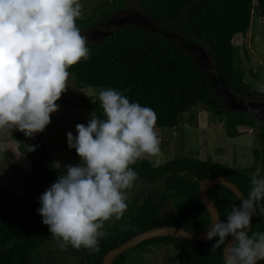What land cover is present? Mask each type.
<instances>
[{
	"label": "trees",
	"instance_id": "1",
	"mask_svg": "<svg viewBox=\"0 0 264 264\" xmlns=\"http://www.w3.org/2000/svg\"><path fill=\"white\" fill-rule=\"evenodd\" d=\"M136 1L141 11L161 30L204 45L211 54L214 73L225 85L237 92L264 98L260 87H253L244 79L245 69L237 63L238 45L234 42L237 34L249 28L254 6L262 15L264 33V0ZM124 3L125 0H104L98 7L105 14L121 9ZM98 21L99 18L93 19L89 15L77 19L76 24L79 29H86ZM86 46L89 58L68 69L79 88L105 87L122 92L130 102L152 108L157 114L158 127H175L182 121L185 111H190L189 118L195 120L196 126V111H191L196 104L205 107L211 118L223 122L228 137L238 136L241 133L239 126H259L263 146L259 160L261 165L264 164L263 123L258 121L253 111L227 107L214 93L209 73L171 35L127 22L96 40L86 42ZM87 105L91 114L105 118L98 95ZM10 137L16 142L19 152L29 158L30 169L25 179V194L0 184V264H101L107 250L147 228L167 224L192 231L208 228L213 217L199 193L202 179L222 175L235 183L246 198L251 188V177L264 178L237 166L191 155L168 159L157 168L152 167L150 158L140 159L130 167L137 176L150 183H159L160 187L142 196L128 194V207L122 218L114 223L111 220L104 223L101 231L106 235L98 241V252L71 247L64 260L56 243H53L48 226L42 223V216L37 212L41 207L38 198L59 175L64 174L63 169L52 166L57 160L43 138L24 137L18 129L13 130ZM32 146L38 147L29 151ZM206 190L217 206L220 220L226 222L232 207L239 206V197L228 185L219 182L211 183ZM260 208H264V199L252 216L250 237L257 232L264 233V212ZM228 238L211 253L218 237L193 240L177 234L153 236L119 252L110 264H127L129 253L134 248L172 244L182 251L183 264H224L223 248ZM9 244L12 246L8 247ZM67 257L71 259L70 263L65 262ZM257 264H264V260H258Z\"/></svg>",
	"mask_w": 264,
	"mask_h": 264
},
{
	"label": "clouds",
	"instance_id": "2",
	"mask_svg": "<svg viewBox=\"0 0 264 264\" xmlns=\"http://www.w3.org/2000/svg\"><path fill=\"white\" fill-rule=\"evenodd\" d=\"M81 16L79 0H0V129L16 128L28 137L45 130L67 88L68 69L89 58L87 38L76 24ZM98 98L105 118L92 113L87 125H76L75 137L66 133L81 163L65 165L66 174L38 198L42 223L62 249L71 245L98 252L104 223L121 219L127 210L125 190L138 175L130 166L146 158L154 168L163 162L152 108L112 88L102 89ZM52 166L61 168L58 161ZM262 199L264 178L253 175L248 196L232 207L226 222L208 227L205 239L218 237L211 253L229 236L235 240L225 250L224 264L264 260V233L250 237L246 231Z\"/></svg>",
	"mask_w": 264,
	"mask_h": 264
},
{
	"label": "rangeland",
	"instance_id": "3",
	"mask_svg": "<svg viewBox=\"0 0 264 264\" xmlns=\"http://www.w3.org/2000/svg\"><path fill=\"white\" fill-rule=\"evenodd\" d=\"M102 1L104 0H79L82 5L81 17L92 15L93 19L99 18V21L93 26L80 29L81 34L87 38L86 42L96 40L116 26L127 22L137 23L152 31L169 34L190 51L199 64L209 73L214 93L223 100L227 107L253 111L264 127V98L250 93L237 92L225 85L214 73L211 54L204 45L195 41H186L179 34L161 30L153 19L141 11L136 0H125L121 9L110 10L105 14H102L98 7ZM262 22V15L254 6L249 28L245 32L237 34L234 37V42L238 45L237 63L245 69L244 79L253 87H260L259 89L264 91V33ZM102 89L107 88H79L74 76L69 73L67 88L60 99L56 101L60 105L62 104L64 111L50 114L51 122L45 130L33 135L45 140L52 156L61 164L64 174L67 171L65 165L75 166L81 163L75 149H69L66 133L72 132L75 137L77 135L76 125H87L91 118V111L87 104ZM65 107L68 112L65 111ZM191 111H196L197 121L200 120L201 127L198 126V122L195 126V120L189 118L190 111H185L182 121L173 128L156 126L155 131L161 141L160 147L164 154L163 162L175 157L191 155L198 159H212L237 166L250 174L264 176V164L261 165L259 160L263 147L259 126L253 127L252 131H249V127H245L248 131H242L235 137H228L223 122L211 118L210 112L205 107L196 104ZM52 128L55 130L54 132ZM15 129H0V184L6 189L23 195L27 192L25 179L29 165L27 158L21 156L17 149L16 142L11 141L10 134ZM23 135L28 137L24 133ZM255 150H258L256 154ZM157 187H160L159 183H150L143 177L137 176L133 187L125 191L128 194L136 193L142 196L152 189L157 190ZM115 220L112 218L111 223H114ZM52 240L53 243H56L57 249L61 251L60 254L65 260V255L72 246L69 245L66 249H62L58 238L52 237ZM70 260L67 257L65 262ZM183 261L182 251L173 244L134 248L127 258V264H183Z\"/></svg>",
	"mask_w": 264,
	"mask_h": 264
},
{
	"label": "water",
	"instance_id": "4",
	"mask_svg": "<svg viewBox=\"0 0 264 264\" xmlns=\"http://www.w3.org/2000/svg\"><path fill=\"white\" fill-rule=\"evenodd\" d=\"M214 182H219V183L228 185L237 194L240 200H242L245 197L242 191L240 190V188L235 183L226 179L222 175L208 176L202 179L199 183V193L202 199L204 200V202L207 204V206L211 210L213 221L216 222L217 220H220L219 211L213 199L209 196L206 190V188L211 183H214ZM251 222H252V217L250 221V226H251ZM250 226H249V229H250ZM207 229L208 228L200 230V231H192V230L184 229L179 226L168 225V224L153 226V227L147 228L143 231L136 233L135 235L129 237L128 239L120 243L119 245L114 246L110 248L109 250H107V252L103 256L101 264H110L111 259L119 252L129 249L135 246L136 244H138L139 242L147 238L153 237V236H158V235H163V234H177V235H180V236H183L189 239H193V240H203L205 239V233ZM249 229H246V231H249ZM234 243H235V240L229 237L223 248V257H224L225 250L231 247Z\"/></svg>",
	"mask_w": 264,
	"mask_h": 264
},
{
	"label": "crops",
	"instance_id": "5",
	"mask_svg": "<svg viewBox=\"0 0 264 264\" xmlns=\"http://www.w3.org/2000/svg\"><path fill=\"white\" fill-rule=\"evenodd\" d=\"M198 126H200L201 127V123H200V120L198 119ZM241 127H247V126H241ZM241 127H239V129H241ZM11 141H12V139H11ZM19 155H20V153H19ZM21 156H23V157H25V158H27V160H28V165H29V169H30V161H29V158L27 157V156H25V155H23L22 153H21ZM29 169H28V171H29Z\"/></svg>",
	"mask_w": 264,
	"mask_h": 264
},
{
	"label": "built area",
	"instance_id": "6",
	"mask_svg": "<svg viewBox=\"0 0 264 264\" xmlns=\"http://www.w3.org/2000/svg\"><path fill=\"white\" fill-rule=\"evenodd\" d=\"M56 103L59 105V108H58V110L56 112H58V111H62L63 112L64 111V107L62 106V104L60 105L58 102H56ZM61 122H63V121L61 120ZM53 123L55 124V122H53ZM52 131L54 132L55 130L52 128Z\"/></svg>",
	"mask_w": 264,
	"mask_h": 264
}]
</instances>
